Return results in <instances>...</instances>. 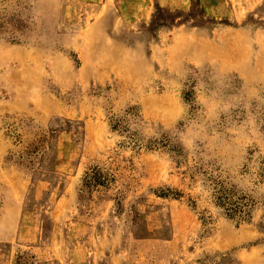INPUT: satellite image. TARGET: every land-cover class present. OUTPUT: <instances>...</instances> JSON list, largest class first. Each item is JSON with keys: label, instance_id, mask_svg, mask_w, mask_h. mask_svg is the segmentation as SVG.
Instances as JSON below:
<instances>
[{"label": "rangeland", "instance_id": "1", "mask_svg": "<svg viewBox=\"0 0 264 264\" xmlns=\"http://www.w3.org/2000/svg\"><path fill=\"white\" fill-rule=\"evenodd\" d=\"M0 264H264V0H0Z\"/></svg>", "mask_w": 264, "mask_h": 264}, {"label": "trees", "instance_id": "2", "mask_svg": "<svg viewBox=\"0 0 264 264\" xmlns=\"http://www.w3.org/2000/svg\"><path fill=\"white\" fill-rule=\"evenodd\" d=\"M214 198L217 205L222 207L228 216H238L243 220L249 215L251 201L244 197H235L232 190L223 187L215 189Z\"/></svg>", "mask_w": 264, "mask_h": 264}]
</instances>
